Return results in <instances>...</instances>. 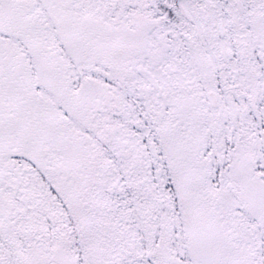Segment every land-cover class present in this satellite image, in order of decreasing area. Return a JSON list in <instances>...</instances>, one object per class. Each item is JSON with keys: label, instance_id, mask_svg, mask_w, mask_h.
Instances as JSON below:
<instances>
[{"label": "snow or ice", "instance_id": "6c2138e0", "mask_svg": "<svg viewBox=\"0 0 264 264\" xmlns=\"http://www.w3.org/2000/svg\"><path fill=\"white\" fill-rule=\"evenodd\" d=\"M0 264H264V0H0Z\"/></svg>", "mask_w": 264, "mask_h": 264}]
</instances>
